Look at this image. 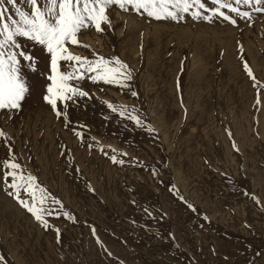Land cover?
Here are the masks:
<instances>
[{"label":"rangeland","instance_id":"374dc122","mask_svg":"<svg viewBox=\"0 0 264 264\" xmlns=\"http://www.w3.org/2000/svg\"><path fill=\"white\" fill-rule=\"evenodd\" d=\"M233 6L250 17L111 6L110 28L66 46L117 57L132 78L70 81L88 95L57 101L61 116L44 100L50 54L20 38L36 70L24 69L22 107L0 109V162L11 150L17 174L36 179L10 188L0 163V264H264V13ZM33 194L53 212L47 227L20 202Z\"/></svg>","mask_w":264,"mask_h":264},{"label":"snow or ice","instance_id":"6c2138e0","mask_svg":"<svg viewBox=\"0 0 264 264\" xmlns=\"http://www.w3.org/2000/svg\"><path fill=\"white\" fill-rule=\"evenodd\" d=\"M18 3H25L28 10H21ZM236 5H251L256 12L264 13V0H234ZM5 5H10L15 9L16 16L8 14L10 9ZM111 6H117L123 11H128L129 6L136 12L143 10V14L154 19H183V14L189 13L193 19L211 20L212 16L203 15L200 10L211 11L214 15L236 23L229 13L238 16L250 17V13L241 12L239 8L233 6V0H0V109L19 110L26 95L30 92L27 80L24 76V69L36 70V58L27 49L25 43L21 41L33 42L43 46L50 54L51 74L47 79L51 81L46 86L45 102L51 105L57 116L65 115L58 111L57 101L66 102L75 97H84L88 93L69 83L72 80L83 79L86 73H95L89 77L94 82L101 80L106 84H120L121 78L130 80L131 73L127 71V65L117 57L106 60L103 56L90 60L71 53L67 44L88 47L79 40L78 36L82 31L94 28L96 32H103L102 24L111 27V19L108 11ZM258 6V7H257ZM195 8V11L192 9ZM223 9H227L225 12ZM95 55V53H93ZM59 61L68 62L65 66L58 65ZM114 66H110L113 64ZM64 67L65 70H58ZM67 69H71L68 71ZM83 69V71H81ZM245 70L249 76L251 70L245 64ZM132 95H136L135 92ZM259 103V100L257 101ZM110 108L113 106L108 105ZM115 111L116 109L113 108ZM136 119L135 117H132ZM6 134L0 130V137ZM79 135V134H77ZM115 161L116 158L113 157ZM10 171L4 173L5 178L11 177L8 187L28 191L34 188L35 177L29 175L26 178L17 174V169L21 166L12 162V153L9 151V158L0 162ZM123 163V161H120ZM26 179L27 185L19 183ZM13 195V193H9ZM19 196V191L15 193ZM45 197H41L42 205ZM21 204L27 207L38 221L42 220L45 212L52 215L53 212L43 207H38L34 194L32 195L31 206L24 200ZM59 203V201H55ZM191 208L192 205H189ZM65 215H68L65 213ZM59 233V230H56Z\"/></svg>","mask_w":264,"mask_h":264}]
</instances>
